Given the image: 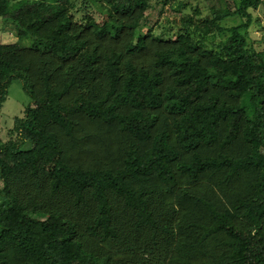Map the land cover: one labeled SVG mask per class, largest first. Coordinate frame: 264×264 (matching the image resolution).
I'll list each match as a JSON object with an SVG mask.
<instances>
[{
	"label": "trees",
	"instance_id": "obj_1",
	"mask_svg": "<svg viewBox=\"0 0 264 264\" xmlns=\"http://www.w3.org/2000/svg\"><path fill=\"white\" fill-rule=\"evenodd\" d=\"M168 1L0 0V111L33 100L0 133V264H264V0L156 34Z\"/></svg>",
	"mask_w": 264,
	"mask_h": 264
},
{
	"label": "rangeland",
	"instance_id": "obj_2",
	"mask_svg": "<svg viewBox=\"0 0 264 264\" xmlns=\"http://www.w3.org/2000/svg\"><path fill=\"white\" fill-rule=\"evenodd\" d=\"M77 6L82 8L78 17L82 14H90L98 21L103 22L109 18V10L105 6L104 0H75ZM241 0H169L166 3L158 4L148 12V24L154 28L156 34H166L175 36L178 27L181 26L185 17L193 16L195 22L204 26L207 20L214 17L213 8L230 7L236 9L240 6ZM254 16V23L250 28V45L256 49L264 50V1L259 7L250 8ZM239 13L222 19L223 26H234L245 22ZM4 21L0 17V43L18 42L15 31L4 26ZM210 25V24H209ZM146 31L148 28L145 29ZM228 33L220 34L217 28H213L212 33L207 38V43L226 40ZM24 45H29L30 40H24ZM32 97L28 94L21 80H14L9 86V95L3 109L0 111V133L2 137L9 139V131L14 127L17 117L25 115L26 108L32 103ZM29 142L25 148H30ZM0 182V186H2Z\"/></svg>",
	"mask_w": 264,
	"mask_h": 264
}]
</instances>
